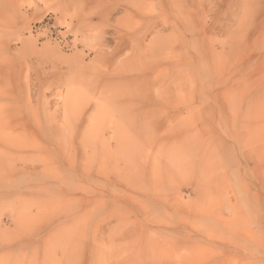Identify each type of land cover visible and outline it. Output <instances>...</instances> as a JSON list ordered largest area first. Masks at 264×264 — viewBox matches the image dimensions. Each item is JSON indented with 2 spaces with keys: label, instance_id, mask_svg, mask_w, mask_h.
<instances>
[{
  "label": "rangeland",
  "instance_id": "374dc122",
  "mask_svg": "<svg viewBox=\"0 0 264 264\" xmlns=\"http://www.w3.org/2000/svg\"><path fill=\"white\" fill-rule=\"evenodd\" d=\"M0 264H264V0H0Z\"/></svg>",
  "mask_w": 264,
  "mask_h": 264
}]
</instances>
